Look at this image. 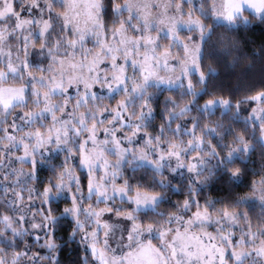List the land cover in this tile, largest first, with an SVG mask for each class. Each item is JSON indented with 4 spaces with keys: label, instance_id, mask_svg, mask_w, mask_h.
Wrapping results in <instances>:
<instances>
[{
    "label": "clouds",
    "instance_id": "1",
    "mask_svg": "<svg viewBox=\"0 0 264 264\" xmlns=\"http://www.w3.org/2000/svg\"><path fill=\"white\" fill-rule=\"evenodd\" d=\"M0 264H264V0H0Z\"/></svg>",
    "mask_w": 264,
    "mask_h": 264
}]
</instances>
